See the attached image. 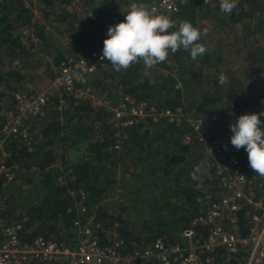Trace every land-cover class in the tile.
I'll return each instance as SVG.
<instances>
[{
	"label": "trees",
	"instance_id": "1",
	"mask_svg": "<svg viewBox=\"0 0 264 264\" xmlns=\"http://www.w3.org/2000/svg\"><path fill=\"white\" fill-rule=\"evenodd\" d=\"M32 1L0 2V83L5 91L25 88L27 85L22 82L23 74L11 66L16 59L21 64V54L26 55L33 50L22 46L17 40L15 31L20 24L31 27L40 49L52 56L56 71L59 60L71 54L73 48H80V52L84 50L82 55H87L89 48L94 46L93 36L100 33L105 21L115 13L117 5L111 0H75L72 4H69L70 0H38L40 5L36 12L39 16L30 22L32 13L29 3ZM125 1L130 3L131 0ZM84 6L88 17L78 19L82 27H79L78 36L74 35L77 36L76 41L71 39L65 47H59L61 43H55L54 37L62 35L68 28L75 31V19L69 12L74 9L78 11ZM50 14L53 15L50 28L55 30V34L43 23ZM169 17L177 23L191 22L202 33L205 29L215 31L219 27L231 28L236 23L251 25L242 37L248 43H253L256 31H263L264 0H239L231 14H224L220 8L205 6L195 0L181 4ZM64 24L66 27H63ZM200 42L206 46L203 35ZM253 57V65L239 69L241 73L227 75V82L223 86L219 83L220 76L216 74L208 77L207 81L203 79L206 84L201 85L196 93L193 89H199L203 66L222 58L217 51L207 48L202 57L193 60L188 52L181 49L175 54L170 53L165 62L147 71L140 62L125 71L117 72L106 61L104 64L108 66L105 70L100 69V65L96 70L102 73L104 79L95 80L99 85L94 84L90 88L99 93H110V87H114L118 90L116 95L127 93L147 99L155 105L173 107L181 104L180 98L189 82L192 86L187 87L191 91L187 92L190 98L188 104L193 108L190 112L199 115L204 127L211 133L222 135V130L226 133L229 130L231 135L229 125L236 117L246 112L264 110V40L255 45ZM88 80L89 84L90 78ZM177 80L181 81L180 86ZM52 90L51 95L49 91V99L42 114L32 118V124L30 121L33 143L26 146L14 138L8 142L9 155L6 162L10 164L13 178L5 181L0 176V216L3 214L8 217V214L17 212L14 219L3 217L6 221L20 223L21 239L27 240L41 234L48 239L63 240L69 244L66 238L75 230L71 223L73 213L66 210L72 201V193L74 195L78 189H83L87 204L90 208L94 206L111 184V167L116 165L125 148L134 155L130 162L137 170L141 168V161L147 165L154 158L152 163L160 160L166 164L163 179L169 192L165 196H170L150 205L152 216L142 220L139 231L123 223L119 215H115V218L112 214L107 215L110 219L118 220L116 232L125 240L128 251L149 243L156 236L167 242L180 241L181 227L195 213L201 212L209 200L221 194L200 144L182 142V135L187 130L185 125L158 122L132 126L127 130L124 143L115 149L112 135L114 128L102 107L94 106L87 97L77 98L60 89ZM59 97H63L60 105ZM11 100L7 108L13 106ZM0 108L3 107L0 105ZM261 120L264 121V116ZM240 154L244 172L250 174L247 153L241 148ZM57 174H63V182L57 181ZM173 198H176L174 203L171 201ZM179 208L181 213L176 210ZM173 215H176L175 219ZM171 227L175 230H171ZM196 227L200 230V225ZM237 231H246L244 208L238 210ZM143 264L179 263L154 259Z\"/></svg>",
	"mask_w": 264,
	"mask_h": 264
},
{
	"label": "built area",
	"instance_id": "2",
	"mask_svg": "<svg viewBox=\"0 0 264 264\" xmlns=\"http://www.w3.org/2000/svg\"><path fill=\"white\" fill-rule=\"evenodd\" d=\"M193 1L152 0L144 5L155 15L170 16L181 4ZM198 1L219 8V0ZM124 15L115 12L109 16L100 33L93 36L94 46L89 48L86 56L72 51L60 59L45 87L29 85L9 91L13 106L3 110L0 122V176L5 181L13 178L10 164L6 162L8 142L14 138L26 146L33 143L30 121L42 114L49 99V89L53 88L73 97H87L94 106L102 107L114 128L115 149L124 143L127 130L132 126L158 122L185 125L187 130L182 135V142H196L202 146L221 194L188 220L181 229L180 241L167 242L156 236L149 243L128 251L125 240L116 232V219L106 222L97 218L87 204L85 191L78 189L74 195L72 193V201L66 208L73 213L74 242L68 244L41 234L21 239L20 223L6 221L0 216V264H143L154 259L179 264H264V179L250 167V174L244 172L240 149L231 145L230 136L211 133L199 115L186 111L181 104L170 107L155 105L127 93L113 94L116 97L106 91L94 93L87 85L98 66L107 61L100 57L108 26L115 25L120 18L123 20ZM15 35L24 47L34 49L37 44V37L27 24H20ZM65 42H71L68 36ZM3 91L5 88L0 83V92ZM58 102L60 105L63 101L58 99ZM56 179L63 182V174H57ZM241 208L245 209L246 215L244 233L237 231Z\"/></svg>",
	"mask_w": 264,
	"mask_h": 264
},
{
	"label": "rangeland",
	"instance_id": "3",
	"mask_svg": "<svg viewBox=\"0 0 264 264\" xmlns=\"http://www.w3.org/2000/svg\"><path fill=\"white\" fill-rule=\"evenodd\" d=\"M74 1L75 0H70L69 4H72V2ZM111 1L113 3H117L115 12L117 14H124V11L128 9V6L131 3L136 2L145 4L147 0H131L130 3L126 2L125 0ZM29 4L30 11L32 13V17L30 16V22H34L39 16L36 10L38 5H40V2L38 0H33ZM86 9L87 8L84 6L77 9L78 11L74 9V11L72 10L69 12V14L72 15L75 19V31L72 32V30L68 28L62 35L57 34L53 40L55 43H61L59 47H65V44L68 45L65 42L67 35L70 37V40H75V37L78 36L77 34L79 33V29L82 27V23H79L78 19L85 16L88 17ZM52 18V14L48 15V17L44 19L43 23L45 27L50 29L49 31H51L52 34H55V30L53 28H50ZM243 25V23H236L234 25H231V28L219 27L220 29H215V31L205 29L207 30V35H203L204 43L206 44L207 48L212 49L215 52L217 51V53H219L222 58L215 62H212L214 61L212 60L211 62H208L203 66L201 80L198 84L199 89L195 87L193 89L195 93L201 89V85L204 86L206 84L208 77L216 74L219 76L223 74L225 77L227 75H235L241 73L240 70H242L244 67L249 68L251 65H253L252 60L254 59V48L257 43H259L261 40H264V27H262V33L256 31L254 42L248 43L247 40L242 37V34L244 31L248 30L251 25ZM63 27H66L65 24L63 25ZM246 34L248 33L246 32ZM73 51L83 54L84 50L80 52L77 50V48H73ZM52 54H54V50L52 51ZM51 57L52 56L49 53L41 50L40 45L37 44L34 49L32 51H29V53H27L26 55L21 54V64H19L18 60L16 59L14 60V62H12L11 66L18 69L23 74L22 82H26L27 84L25 88L29 87V85L36 87L40 86L42 88L47 85L49 78L55 71V64L53 63ZM107 66L108 65L103 64L101 65L102 68L100 69L105 70ZM98 71L90 76V83L93 86L94 84H97L94 82L95 80L102 81L104 79V77H102V73H98ZM96 74L98 75L96 76ZM205 78L206 81H203V79ZM107 79L109 80V78ZM106 84L107 82L105 83V85ZM177 84L180 86L181 81L177 80ZM98 85L99 84H97V86ZM191 86V83L188 82L187 87L190 88ZM187 87L184 88V95H182V97L180 98V103L186 109V111L190 112L193 111V108L190 104H188L190 98L187 92L191 91ZM52 89L53 88L49 89L50 95L52 94ZM110 90V96H114L118 92L117 88L114 87H110ZM9 91L10 90H6L2 93V95H0V105L1 107H3L2 109L0 108V120H2L3 117V110L5 109L4 107L10 104ZM62 98L63 97H59L58 99ZM33 120L31 121V124L33 123ZM225 129L227 128L225 127ZM220 133H222V135H228V133L230 132L228 131L226 133L225 130H222ZM131 157H134V155L129 151V149L125 148L121 152V156L119 159H117L116 165L111 167L113 171V180L111 184L103 194V198H101L94 206H91V210L94 212L97 218H102L103 220H106L108 218L107 215L110 214L114 215L113 218L119 215L123 223L126 222L127 225H132L135 229H137V231H139L142 220L147 218L149 215L152 216L151 213L153 212V210L150 208V205L152 203H159L164 198H170V196H165L166 193L169 192L163 179L165 175L163 172L165 170L166 164H164V162L162 161L160 162V160H158L154 164L152 163L155 160L154 158V160H152L147 165H145L141 161L139 163L141 168L137 170V167H133L130 162ZM159 163L160 166L158 165ZM25 189L27 193L28 188L26 185ZM171 201L172 203H174L176 201V198L171 199ZM163 204H165V202H163ZM171 205L172 204H169L168 206ZM21 207L22 206H20V208ZM176 210L178 211V213H181V208ZM14 212L12 214H8L9 218L6 214V217L2 214V218L5 217L6 219H14L17 213ZM156 213H159V211H156ZM173 218L175 219L176 215H173ZM116 221L118 222V220ZM170 229L175 230V228L173 227H171ZM75 237L76 231L73 229L71 235L68 236L66 240L68 242H71L75 239Z\"/></svg>",
	"mask_w": 264,
	"mask_h": 264
},
{
	"label": "clouds",
	"instance_id": "4",
	"mask_svg": "<svg viewBox=\"0 0 264 264\" xmlns=\"http://www.w3.org/2000/svg\"><path fill=\"white\" fill-rule=\"evenodd\" d=\"M239 0H219L220 11L231 14ZM124 19L109 25L103 40L100 59L109 61L117 72L127 70L131 65L142 62L147 71L165 62L169 54L183 49L195 60L206 52L200 42L202 31L191 22L177 23L169 16L155 15L149 8L133 2L124 11ZM227 77H219L223 86ZM264 102V101H262ZM264 110L246 112L236 117L229 125L230 143L237 150L243 148L247 153L248 165L252 172L264 179ZM227 150V145H224ZM199 167V165H197Z\"/></svg>",
	"mask_w": 264,
	"mask_h": 264
},
{
	"label": "crops",
	"instance_id": "5",
	"mask_svg": "<svg viewBox=\"0 0 264 264\" xmlns=\"http://www.w3.org/2000/svg\"><path fill=\"white\" fill-rule=\"evenodd\" d=\"M50 81V80H49ZM48 81V82H49ZM48 82H47V84H48ZM89 87L91 86V84L89 83V84H87ZM91 89V88H90ZM92 90V89H91ZM94 93H99L97 90H92ZM0 122H1V120H0ZM229 130H227V132H228ZM218 135H220V134H218ZM220 136H222V135H220ZM223 136H231L229 133H228V135H223ZM201 146V145H200ZM201 149H202V146H201ZM210 201V200H209ZM208 201V202H209ZM207 202V203H208ZM205 207V206H204ZM196 214V213H195ZM100 220H102V221H111V220H113V218H107L106 220H103L102 218L100 219ZM188 223V222H187ZM187 223L184 225V226H186L187 225ZM184 226H182L181 228H183ZM72 242H74V240L72 241ZM25 264H43V263H39V262H36V263H32V262H28V263H25Z\"/></svg>",
	"mask_w": 264,
	"mask_h": 264
}]
</instances>
